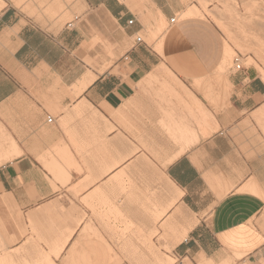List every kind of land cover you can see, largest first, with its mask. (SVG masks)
I'll return each instance as SVG.
<instances>
[{
    "label": "crops",
    "instance_id": "0c3cea01",
    "mask_svg": "<svg viewBox=\"0 0 264 264\" xmlns=\"http://www.w3.org/2000/svg\"><path fill=\"white\" fill-rule=\"evenodd\" d=\"M191 2L0 0V135L17 154L0 137V247L16 253L0 262L55 264L80 218L55 240L47 204L73 188L106 242L81 263L264 264V155L230 136L258 122L264 82L256 67L224 76L229 47ZM193 7L203 18L183 17ZM92 42L114 59L102 74Z\"/></svg>",
    "mask_w": 264,
    "mask_h": 264
},
{
    "label": "rangeland",
    "instance_id": "374dc122",
    "mask_svg": "<svg viewBox=\"0 0 264 264\" xmlns=\"http://www.w3.org/2000/svg\"><path fill=\"white\" fill-rule=\"evenodd\" d=\"M191 1H192L191 2L192 5L198 6L203 11V14H204L203 20L206 18V21H208L209 24L212 27H214V29L218 32L220 38L223 39V43H225L226 46L229 47L230 49V52H231L230 63L224 70L225 77H228L229 75H233L235 72L239 73L242 71L256 72L258 70L259 73L261 72L264 73V64L257 58V56L255 54L244 55V53H242V51L236 45L230 42V40L218 28L217 24L215 23L212 17V14L216 15L217 9H219L220 11L222 10L223 0H206V1L204 0V3L206 2L204 6H201L197 0H191ZM242 2L243 1L241 0L240 1L235 0V3L239 9L240 14L241 13L244 14V12H242L243 6L240 5ZM219 3L222 5H220ZM211 10L212 11L215 10L216 13H213ZM219 10L218 12H220ZM255 22L256 24L262 23L259 20H256ZM165 27L166 25L162 29H164ZM162 29H161V32H162ZM141 37L146 42L148 43L151 42V41L146 40L142 35ZM95 44H96L95 42H92V44L88 46L87 48V51L89 54H88V58L86 59V65L88 69L90 68V69H93V71L95 70L96 74H99V73L102 74L105 71H107L108 68L112 65V62L114 59H113L112 54L107 52L108 45L104 44L102 45L101 48H96ZM96 58L100 59L99 61L100 65L96 62ZM235 59H239L240 67L238 69H235V63H234ZM254 67H256L257 70L254 69ZM259 73L257 74L256 72L258 77L260 76L261 78V75ZM214 81H215L214 83H217L215 79ZM193 89L198 93H203L202 89H200L199 86L198 87L193 86ZM154 93L155 92H153L152 94ZM211 104L215 105L212 102ZM48 113L51 117H55L57 115V113H54L49 110H48ZM61 122H62L61 119L58 120L56 123V127L53 126V129L55 130L56 128H59L61 130ZM230 136L234 140L240 153L246 158H255L256 156H260L261 154L264 155V129H262V126L260 123L254 120L253 114L248 115L247 118L243 122L236 125V128L232 131ZM170 145H174V144L171 142ZM74 152L77 155V152L75 150ZM46 157L51 158L52 156L50 154H47ZM83 172H86L88 174L87 168L85 166L83 167ZM123 178L124 176L115 177L114 180L121 181ZM67 184L65 185L61 184V187L66 188ZM84 186L87 187L89 185L85 183ZM68 193L71 196V200L65 199V201H63V198L61 197L60 200L58 201L56 200L52 203L47 204V205L55 204L57 207L56 213L54 216L55 240H56L57 234L59 235L65 234L68 228L73 227L76 224V220L78 218H80V222L76 226V233L74 237L65 244L63 249L60 251L59 255L57 256L55 254H52V255L56 259L55 264H65L61 262L67 260L68 257L73 259V264H86V263H81V259L84 256H86V254L89 252L88 249L91 246H98V244L102 245V244H105L106 242L103 239H101L99 232L96 231L94 221H93L94 218L91 215V213L90 215L87 214V210H89V207L86 205L85 202H83L82 200L81 201L79 200L80 189L71 188L68 190ZM79 202L82 204L83 209L79 208ZM109 212L111 211L108 210V217H109L108 221L116 225L120 224L121 226H124L123 229L126 230L127 227H126L125 220L120 216H115L114 212L113 213H109ZM131 228H133V226ZM29 230H30L29 236L34 237L37 243L46 244L45 242H43L40 236L41 231H39L38 232L39 234H38L36 230H34L31 227V225L29 226ZM42 231H43V234H42L43 239H45L46 238V228L43 229ZM21 232L22 231L20 230L21 235L27 234L26 231H24L23 233ZM13 243L14 242L12 241L9 245H12ZM9 249L10 248H8L6 251V248L1 246L0 252L4 255L1 256L0 258L6 257L7 255L14 256L16 254L15 251H11ZM158 249L164 250L166 252H170V249L168 247H160ZM15 257L18 259L21 258L19 255H16ZM30 263H34V262H30ZM16 264H18V262H16ZM89 264H95V263L92 262ZM103 264H110V263H103Z\"/></svg>",
    "mask_w": 264,
    "mask_h": 264
},
{
    "label": "bare ground",
    "instance_id": "6f19581e",
    "mask_svg": "<svg viewBox=\"0 0 264 264\" xmlns=\"http://www.w3.org/2000/svg\"><path fill=\"white\" fill-rule=\"evenodd\" d=\"M241 1H243L240 5L243 6L242 12H244V14H240L235 0H223L222 10L220 11L219 9H217V13L219 14L215 12L216 9L213 11L211 10L213 13H216V15L212 14V17L215 23L217 24L218 28L226 35L230 42L236 45L242 51V53H244V55L255 54L257 58L264 64V0ZM198 2L201 6H204L206 4V2L204 3V0H198ZM218 10L220 12H218ZM192 16L203 18L199 10L195 7L190 8L183 17L192 18ZM256 20H259L262 23L256 24ZM228 54L230 56V49H228ZM260 75L264 82V73L261 72ZM81 89L82 88L80 87L78 91H80ZM255 119L261 124L262 128L264 129V107L260 109L258 114L255 116ZM0 137L1 139L5 138L9 143H11L12 149L14 151L11 148L8 149L13 151H11L13 155H17L15 154L14 142L10 138V136L1 134ZM11 155L9 152H7L6 157H9ZM71 234V231L68 232V235H66L67 239L70 237ZM62 243L64 245V242ZM9 263L11 264V262H8V264ZM0 264L6 263L2 261L0 262Z\"/></svg>",
    "mask_w": 264,
    "mask_h": 264
},
{
    "label": "built area",
    "instance_id": "2783aa9c",
    "mask_svg": "<svg viewBox=\"0 0 264 264\" xmlns=\"http://www.w3.org/2000/svg\"><path fill=\"white\" fill-rule=\"evenodd\" d=\"M174 21H175V19L171 20L170 23H174ZM132 24H133V20L127 22L128 26H132ZM68 27H70V25H68ZM135 43L136 44L142 43V38L140 36H136L135 37ZM234 63H235V69H238L240 67L239 59H235ZM45 123L49 124V125H52V124L55 123V119L53 117H51V116H47L46 120H45Z\"/></svg>",
    "mask_w": 264,
    "mask_h": 264
}]
</instances>
